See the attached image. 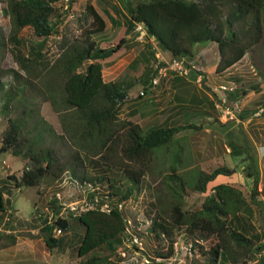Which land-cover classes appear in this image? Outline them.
<instances>
[{
    "label": "trees",
    "instance_id": "obj_1",
    "mask_svg": "<svg viewBox=\"0 0 264 264\" xmlns=\"http://www.w3.org/2000/svg\"><path fill=\"white\" fill-rule=\"evenodd\" d=\"M4 1L10 30L5 36L0 29V51L12 45L17 65L26 73V78L14 70L11 72L15 84L5 93L2 110L6 116L10 112L15 116L7 118V128L1 134L0 154L11 153L27 160L30 167L26 166L20 177L12 175L0 180V215L11 210L7 198L11 188L38 187L43 178L58 181L67 172L71 181L83 187L86 209L76 216H65L54 197L46 204L50 214L56 216L52 222L46 218L48 215L40 217L43 226L38 237L48 250L75 244L77 256L87 257L84 264H106L105 258L98 255L104 250H112L115 260H124L116 249L122 245L127 248L123 249L127 257L130 256L128 247H132L141 259L149 261L146 264L155 261L163 264L161 262L173 256V245L180 236L189 247L191 264H238L262 250L264 240L250 224L254 215L250 205H256L255 191L259 182L257 161L252 156L245 167L253 183L248 200L228 185L209 187L216 176L232 173L225 167L210 173L197 170L194 176L184 177L170 164L162 178L166 200H159L161 206L153 205V217L145 230H138L136 220L117 208V204L126 202L133 192L139 191L155 152L166 149L180 131L198 127L189 123L177 126L163 123L144 130L135 122L119 120L120 107L126 103L132 84L105 82L102 70L104 62L113 61L130 48L125 36L137 33L134 31L136 25L142 24L145 40H152L170 60H193L195 46L215 43L219 60L214 73L222 74L261 43L264 0H98L105 5L102 11L111 28L121 25L118 17L125 22L122 33L110 42L96 41L95 36L104 32L106 23L91 5L86 4L85 18L91 21L83 30L82 38L61 47L58 57L46 70L52 79L45 85L47 89L55 87L59 91L60 101H56L55 93L48 91L44 98L50 107L39 114L27 98V90L33 87L30 77H34L36 65L43 61L42 47L56 33L58 22L63 13L66 14L63 8H69L72 2ZM25 28L38 40H29L27 44L20 38ZM150 57L153 63L145 59L138 80L144 85L143 95L150 91V82L157 74L158 59L153 53ZM136 65L133 61L132 67ZM160 65L164 64L160 62L159 67H162ZM259 74L264 80V71ZM177 77L179 82L185 83L183 77ZM42 79H46V75ZM178 83L173 85L181 89L174 97L178 102L174 113L182 114L187 109L184 105L189 86L181 83L180 87ZM242 94L247 92L242 91ZM58 105L62 110H70V114L60 116ZM66 139L81 143L78 152L68 154L67 158L61 157ZM231 150L239 155L245 148L231 144ZM52 188L58 191L56 185ZM189 193L204 196L198 208H185ZM104 205L107 211L102 210ZM7 228L10 230L7 234L0 232V249L15 243V228L11 222ZM55 228L67 239L54 237ZM133 236L140 246L133 243L127 246ZM162 240L168 241L165 253L158 251Z\"/></svg>",
    "mask_w": 264,
    "mask_h": 264
},
{
    "label": "rangeland",
    "instance_id": "obj_2",
    "mask_svg": "<svg viewBox=\"0 0 264 264\" xmlns=\"http://www.w3.org/2000/svg\"><path fill=\"white\" fill-rule=\"evenodd\" d=\"M71 2L69 8H63L66 14L63 13V18L58 22L56 33L50 36L42 47L43 61L41 65H36L37 71L34 72V77H30L33 87L27 90V98L31 102V107L36 109L38 114L50 107L48 100L44 98L48 91L55 93L56 101H60L59 91L55 87L47 89L45 85L49 79H52L51 75L46 74V70L50 69L58 57L62 50L61 47L82 38L83 30L91 21L90 18H85V5H91L106 23L104 32L95 36L97 42L113 41L120 32L122 33L125 26L124 20L118 17L121 25L111 28L109 20L102 11L105 5L98 0H71ZM4 9L5 1L0 0V29L7 36L10 30V21ZM19 37L25 39L27 44L29 40L32 42L38 40L28 28L21 30ZM125 39L129 40L130 48L113 61L104 62L102 70L105 82L121 81L132 84L127 91L126 103L120 107L119 120L135 122L144 130L163 123L170 126L189 123L198 128L180 131L174 136V142L166 149H159L155 152L150 171L146 174L141 188L139 191L133 192L132 197L122 203V209L136 220L139 224L138 230H145L153 217L155 209V207L153 209V205L161 206L159 200H166V187L162 183V178L170 164L175 166L176 171L184 177L186 175L194 176L197 170L210 173L216 168L225 167L232 173L216 176L209 187L225 184L239 190L248 200L253 192V183L246 175L245 167L250 162L249 157L252 156L257 161L259 182L255 191L256 205H250L254 212L250 224L264 240V230L262 229L264 228V80L262 74H259V71H264V35L261 43L253 51L246 53L240 61L222 74L214 73V68L219 60L216 44L195 46L194 58L199 55V59L194 63L202 70L204 79L200 86L196 83L188 85L189 92L185 96L187 104L184 105L187 109L182 114L174 113V106L178 103L174 97L179 95L177 92L181 89L170 83L174 74L171 73L168 66L164 74L159 76L157 85L149 86L150 91L140 95L144 85L138 80L143 73L145 59L153 63L150 57V53H153L154 58L164 64L161 66H166V63L170 61V56L160 52L152 40H145L144 35L133 33L125 36ZM201 51H204L205 57L200 54ZM14 55V48L11 44L0 51V143L1 134L7 128V118L15 116L13 112L6 116L2 110L5 93L15 84L11 72L14 70L23 79L26 78V73L19 69ZM133 61L137 65L132 67ZM43 75H46V79H42ZM195 76L196 73L192 72L189 78L194 79ZM184 80L187 79L184 78ZM229 82H234L236 86V90L232 92L235 96L231 93L225 95L218 90V86L227 85ZM215 89L218 90V93L212 91ZM242 91H246L247 94L243 95ZM224 98H226L225 107L235 108L232 118L225 117L219 109L214 107L215 100L221 101ZM60 108L59 112L62 117H67L71 112L62 110V106L58 105V109ZM240 116L244 118H240ZM173 120L176 121L173 123ZM80 144V141L78 143L66 139L61 148L63 153L61 157L67 158L68 154L78 152ZM231 144L245 148V151L236 155L231 150ZM173 159H175L174 163ZM176 159L181 161L176 162ZM26 166L30 167L27 160L11 153H1L0 180L12 175L20 177ZM54 185L63 196V215L76 216L85 210L83 187L77 182L71 181L67 172L58 181L52 182L43 178L38 187L22 188L21 190L11 188V194H6L11 210L7 214L0 215V232L7 234L10 230L6 225L11 222V226L15 228L16 240L13 245L0 249V261H4L2 264H84L87 257L79 258L77 256L74 249L75 244L67 245L63 249L48 250L38 237L40 228L43 226L40 217L45 218L48 215L46 218L49 220L50 212L47 210L46 204L53 200L55 191L52 187ZM209 187L207 188L209 189ZM207 191L210 192V190ZM189 194L185 199V208L189 210L198 208L204 196ZM130 227H132V219ZM62 234L53 232V236L56 238L64 237L65 234ZM64 239L66 240L67 236ZM2 244H5L4 240ZM129 244L131 243H127V246ZM136 245L140 246V244ZM167 247L168 241L162 240L159 243L158 251L165 253ZM128 248L130 251L128 257L125 255L126 251H123V249H127L124 245L116 248L124 260H115L112 250H104L98 255L105 258L106 264H146L145 259H141L132 247ZM161 263L191 264L189 247L185 245L182 236L176 238L173 245V256ZM150 264H160V262L155 261ZM238 264H264V247L259 253H252L245 262L240 261Z\"/></svg>",
    "mask_w": 264,
    "mask_h": 264
},
{
    "label": "built area",
    "instance_id": "obj_3",
    "mask_svg": "<svg viewBox=\"0 0 264 264\" xmlns=\"http://www.w3.org/2000/svg\"><path fill=\"white\" fill-rule=\"evenodd\" d=\"M135 32H137L140 36H143L145 34L144 32V28H143V25L142 24H137L135 29H134ZM159 61L156 63V66L155 67H158L157 68V74H156V77H154L152 80H151V87L152 86H156L157 83H158V80H159V76L164 74L167 66H168V69H170V71L176 75V76H179V77H183V78H186V79H190L189 77L191 76L192 72H195L196 73V76H195V79H194V83L198 84L200 86L202 80L204 79V76H203V73L202 70L200 69V67H198L193 60H189V59H186V58H174V59H171L168 63H166L167 65L166 66H162V67H159ZM161 66V65H160ZM218 90L219 92L225 94V95H229L230 93L232 94V92H234L236 90V86L234 84V82H229L227 85H220L218 86ZM218 90L215 89V90H212L214 93H218ZM140 95L142 96V91L140 92ZM226 101V98L222 99L221 101L220 100H215L214 101V107L216 109H219L222 114L227 117L229 116V118H232L233 117V111L235 110L234 107L232 108H228V106L225 107L224 103ZM222 107V108H221ZM224 107V109H223ZM54 199L56 200L57 204L62 206L64 203L62 202V195H61V191H57L54 193ZM63 207V206H62ZM117 208L119 210H122L123 206H122V203H119L117 204ZM86 209V207H85ZM102 210H106L107 211V206L104 205L102 207ZM84 211V210H83ZM56 216L50 214L49 215V222H52V221H55ZM128 224L130 223L129 221H127ZM130 225V224H129ZM53 232H56L57 234H61L62 232L60 231V229H57L55 228ZM130 243H135V244H139L138 243V240L135 238V236H133V238L131 239ZM145 263H149L148 260H144Z\"/></svg>",
    "mask_w": 264,
    "mask_h": 264
},
{
    "label": "crops",
    "instance_id": "obj_4",
    "mask_svg": "<svg viewBox=\"0 0 264 264\" xmlns=\"http://www.w3.org/2000/svg\"><path fill=\"white\" fill-rule=\"evenodd\" d=\"M204 53V51H201L200 52V54H203ZM198 56L199 55H197L194 59H193V61H198ZM203 56L205 57V54H203ZM205 66V65H204ZM203 67V66H202ZM215 69V68H214ZM215 71V70H214ZM179 78L175 75H173L172 76V80L170 81V83H172V85H174L175 83H178L179 82V80H178ZM195 79V78H194ZM194 79H187V80H184L183 79V82H185V83H182V82H179L180 83V86H181V83L183 84V85H186V87L189 85L190 86V83H194ZM178 83V84H179ZM6 220H7V218H6ZM5 225V224H4ZM8 225V224H7ZM6 225V226H7ZM14 232V231H13ZM8 233V232H7ZM44 244V243H43ZM4 262V261H3ZM2 261H0V264H2L3 263ZM6 263V262H5Z\"/></svg>",
    "mask_w": 264,
    "mask_h": 264
}]
</instances>
